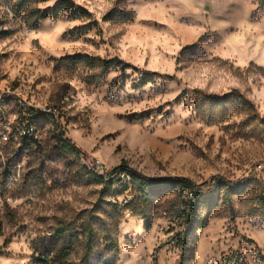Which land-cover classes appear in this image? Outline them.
I'll return each instance as SVG.
<instances>
[{
  "label": "rangeland",
  "instance_id": "rangeland-1",
  "mask_svg": "<svg viewBox=\"0 0 264 264\" xmlns=\"http://www.w3.org/2000/svg\"><path fill=\"white\" fill-rule=\"evenodd\" d=\"M73 1L90 16L33 29L28 12L59 0L20 15L0 0V111L13 122L22 100L61 114L31 146L0 141V264H264V7ZM98 59L131 68L102 75ZM145 71L155 82L135 88ZM64 139L80 151H62ZM123 161L214 196L192 201L178 186L151 200L149 220L133 215L123 207L135 195L106 182Z\"/></svg>",
  "mask_w": 264,
  "mask_h": 264
},
{
  "label": "trees",
  "instance_id": "trees-1",
  "mask_svg": "<svg viewBox=\"0 0 264 264\" xmlns=\"http://www.w3.org/2000/svg\"><path fill=\"white\" fill-rule=\"evenodd\" d=\"M47 1L49 0H16L14 10L17 12V14L20 15L21 13L28 11V5L30 3H40ZM257 1L260 4V8H263L264 0ZM28 13L34 19L32 26L31 23L28 24L30 28L33 29H36L39 26L40 22L48 18L57 20L63 13L68 14L72 19H79L82 17L90 16V14L86 10L78 8L73 0H59L58 4H56L53 8H48L46 10L34 8ZM94 26H98V23H89L86 25L85 28L92 29ZM79 34L81 35L83 34V32L81 31ZM68 58L71 60H76V58ZM98 61H100V70L102 75H106L111 70L115 69H118L121 72H126L131 68L129 64L118 59H98ZM156 76L157 74L155 72L145 71L144 74L140 77V79L135 82L134 87L141 88L150 83H153L155 82ZM201 101H204L203 97H201L200 102ZM213 102H227V98L216 97L215 99H213ZM42 117L44 120L52 119V117L45 114ZM37 142L38 141L25 142V146H31L32 143ZM60 148L64 152L80 151L79 148L74 143H72L71 139H64ZM121 175H125V178H121ZM96 176L98 177V179L100 178L101 181H105V178L107 177L98 172H96ZM108 176L110 177V179L106 182L108 185H110V187H112L117 181L119 182V184H122L121 188L119 189V194H122L126 191H131L135 195V197L131 199L128 204L123 207V209L129 210L133 215L141 216L148 220L150 219V217L148 216V210L150 207L151 200L153 198H159L166 195L171 189L175 187L179 186L181 191L185 192L186 196L190 197L192 201L199 198L201 200L209 202L214 196L213 190L211 188L205 189L199 187L187 178L179 176H165L161 178H152L135 169H132L126 161H123L121 164L114 167L108 173ZM217 179H220L219 181L221 183L225 181L221 177H215L212 184L213 188L214 185L217 184ZM229 183L231 184V188L237 187L241 184L233 182ZM184 210V213H186V209ZM191 217V215H188L189 221L192 223L196 219ZM196 222V229H198L206 224V219L205 217H199ZM183 261L184 254H182L180 264H184Z\"/></svg>",
  "mask_w": 264,
  "mask_h": 264
},
{
  "label": "built area",
  "instance_id": "built-area-1",
  "mask_svg": "<svg viewBox=\"0 0 264 264\" xmlns=\"http://www.w3.org/2000/svg\"><path fill=\"white\" fill-rule=\"evenodd\" d=\"M22 116L16 120L9 121L5 114L0 111V141L3 143L24 144L25 142L38 141V125L45 122L43 115L58 120L61 117L57 108L30 109L22 100H18ZM1 184V182H0Z\"/></svg>",
  "mask_w": 264,
  "mask_h": 264
},
{
  "label": "bare ground",
  "instance_id": "bare-ground-1",
  "mask_svg": "<svg viewBox=\"0 0 264 264\" xmlns=\"http://www.w3.org/2000/svg\"><path fill=\"white\" fill-rule=\"evenodd\" d=\"M78 131V130H77ZM80 144V143H79ZM83 147H84V145H83Z\"/></svg>",
  "mask_w": 264,
  "mask_h": 264
}]
</instances>
